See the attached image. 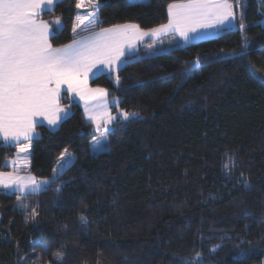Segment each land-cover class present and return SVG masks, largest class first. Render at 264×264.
I'll return each instance as SVG.
<instances>
[{
	"label": "trees",
	"instance_id": "16d2710c",
	"mask_svg": "<svg viewBox=\"0 0 264 264\" xmlns=\"http://www.w3.org/2000/svg\"><path fill=\"white\" fill-rule=\"evenodd\" d=\"M174 1L100 0L98 26L152 28L167 21ZM76 2L58 0L40 15L62 19L52 45L72 40ZM241 3L234 12L238 25L243 14L245 32L238 26L138 52L118 72L90 80L107 90L112 114L138 113L113 123L107 151L91 153L104 131L62 94L70 113L56 129L37 127L30 170L52 178L65 149L74 161L19 201L20 193L0 189V264H183L197 253L200 264H264V24L258 0ZM16 148L0 143L1 170Z\"/></svg>",
	"mask_w": 264,
	"mask_h": 264
},
{
	"label": "snow or ice",
	"instance_id": "6c2138e0",
	"mask_svg": "<svg viewBox=\"0 0 264 264\" xmlns=\"http://www.w3.org/2000/svg\"><path fill=\"white\" fill-rule=\"evenodd\" d=\"M57 2L58 0H0V143L4 146L19 145L21 138L34 139L38 135L35 127L40 123L35 119L37 116L44 117L50 126L58 124L62 118L60 114L65 113V109L58 104L62 85H67V91L75 92L81 100H95L97 96H106L104 89L87 88L89 73L93 69L100 71L99 66L106 67L109 73L118 72L121 64L129 62L128 55L136 41L149 34L141 31L136 24L115 25L96 31L101 22L99 9L102 5L100 0H88L90 10L76 15L72 42L62 47H53L50 40L54 33L58 34L62 30V19L58 17L47 22L39 17L44 11H53ZM83 6L84 0H77L76 8L81 9ZM242 6L241 0H236L235 3H229V0H181L179 3H169L167 23L151 29L150 34L158 36L175 32L187 44L209 29L235 28L234 8ZM243 19L241 14V33L247 27ZM244 47L247 48V41ZM202 59L198 57L196 64L189 66L184 73L186 78L190 77L191 69L198 66ZM119 79L117 75V84ZM85 111L88 112L87 106ZM136 118L138 113L135 112L125 111L118 116L108 114L104 120L105 131L115 121ZM89 119L96 124V130L100 131L101 125L96 122V117L89 116ZM105 140L106 137L94 138L92 148L95 152L108 150ZM17 152L27 153L28 148L17 147ZM73 161V154L65 149L58 158L57 167L53 169V177L42 181L31 175L21 176V169L13 162V172H0V189L5 190V194L20 193L17 196L19 201L22 196L42 191ZM224 168L231 170L228 164ZM23 207L26 208L27 205ZM36 216V210L33 209L31 218L35 220ZM80 219L87 222L83 215ZM32 245L47 251V245L39 241H33ZM62 259L63 253L58 252L56 260ZM201 260L202 254L197 253L193 260L185 259L183 264H200Z\"/></svg>",
	"mask_w": 264,
	"mask_h": 264
},
{
	"label": "crops",
	"instance_id": "0c3cea01",
	"mask_svg": "<svg viewBox=\"0 0 264 264\" xmlns=\"http://www.w3.org/2000/svg\"><path fill=\"white\" fill-rule=\"evenodd\" d=\"M179 2H181V0L174 1V2H171V3H179ZM229 3H231L230 0H229ZM89 10H90V8L88 6V0H84V6L81 9H77L76 8V15H77L78 12H80L81 14H85ZM56 18H58V17H54L52 19L46 20V19H42V18L39 17V19H42V20L47 21V22H52ZM167 21H168V19H167ZM167 21L165 23H163V24H166ZM75 22H76V16L74 18V23ZM124 24H136V23H134V22H126V23H121V24H116V25H124ZM236 24H237V22H236ZM136 25H138V24H136ZM113 26H115V25L106 26V27H99L97 25L96 31H100L101 29H106V28H110V27H113ZM158 26H155V27H158ZM155 27L144 29V28H141L139 26V28L141 29V31L148 32L149 34L143 36L142 39L136 41L135 46L129 52L128 57L133 56V55H136L138 52L139 53L140 52H144L145 54H156V53H159V52H162V51H165V50H169V49H172V48H175V47H178V46L185 45V43L183 42V40L175 32H168L167 34L162 33V34H160L158 36H152L150 34V30L153 29V28H155ZM223 30L224 29H220V28L209 29V30H207L206 33L202 34L199 37H196L195 39H193L190 42H194V41H198V40H201V39H205V38L212 37V36L216 35V33L221 32ZM71 42H72V40L70 42L64 44V45L70 44ZM64 45H60V46H54V45H52V46L53 47H62ZM149 45H151L152 47L149 48ZM123 65L124 64H121L120 65V68ZM99 67H100V71H96V69H93L92 73H89V76L87 78V88L88 89H96V88L104 89L106 91V93H107L106 96H104V97L97 96L95 100L88 99L87 101H85V100H81L80 97L78 95H76L75 92L69 93L67 91V85H62L61 86L60 96H59V99H58V104H59V107L60 108L65 109V113L66 114L65 113L60 114L62 116V118L58 122V124L56 126H54V127L48 125V122H47L46 119H44V117L37 116L35 119L40 122L39 125H44V126L50 128V129H56L59 126V124L61 123V121L69 115V113H70L69 108H67L66 106L62 105V103L60 102V99H61L62 94L63 93H67L72 99H74L75 101L78 102V104L80 105V107H81V109L83 111V114H84L85 118L90 123H92V125L94 126L95 129H96V124H94L92 122V120L89 119V116H95L96 117V122L101 125L100 131H103L102 128H104V120L107 119L108 114H111L112 116H115V115L111 113L110 101H109V97H108L107 90L104 87H102V86H95V85H92L90 83V80L93 77H95L96 75H99L101 73H109L108 72V69L106 67H103V66H99ZM114 72H116V71H114ZM86 106L88 108V112L87 113L85 111ZM38 126L35 127V133H37V134H38V130H37V127ZM112 126H113V124L112 125H109L108 128H111ZM31 141H32V139L31 140H23V138H21V143L19 145H16V147H24V146H27L28 152L27 153H23V152L18 153L17 152V148H16V153H15L14 157L7 158L4 161L5 165L8 166L9 169H5V170H1L0 169V172H4V173H11V172H13L14 171L13 162H15V165L18 166L21 169V171L19 173L21 176L31 175V176L35 177L38 181L48 180L47 178H42V177L35 176L31 172V170H30V162H31ZM68 152L72 153L71 151H68ZM73 156H74V154H73ZM57 165H58V161H57V163H56V165H55L54 168H56Z\"/></svg>",
	"mask_w": 264,
	"mask_h": 264
},
{
	"label": "rangeland",
	"instance_id": "374dc122",
	"mask_svg": "<svg viewBox=\"0 0 264 264\" xmlns=\"http://www.w3.org/2000/svg\"><path fill=\"white\" fill-rule=\"evenodd\" d=\"M258 3H259V11H260V13H261V15H262V17H261V19H260L259 21H261V22L264 24V0H258ZM238 26H239V25L236 24V22H235V28L238 27ZM233 29H234V28H233ZM218 33H220V32H218ZM218 33H216V35H217ZM115 100H116V99H115ZM121 112H125V111H123V110L119 111L118 115H119ZM135 113H137V112H135ZM110 129H111V128H109V130H110ZM102 130L104 131L103 133H101V134H99V135H97V136H94V137L92 138V140H91L90 151H91L92 154H97V153H98V152H95L94 149L92 148V142H93L94 138H95V139H102V138H105V137H106V140L104 141L105 143H106V141L108 140L107 133H106L107 131H105V128H102Z\"/></svg>",
	"mask_w": 264,
	"mask_h": 264
}]
</instances>
